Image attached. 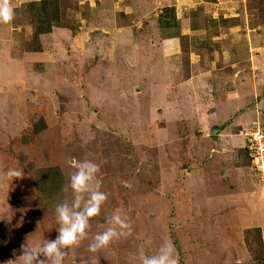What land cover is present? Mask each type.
<instances>
[{"label": "rangeland", "instance_id": "374dc122", "mask_svg": "<svg viewBox=\"0 0 264 264\" xmlns=\"http://www.w3.org/2000/svg\"><path fill=\"white\" fill-rule=\"evenodd\" d=\"M33 1L11 0L0 24V264L58 235L36 169L59 166L65 186L85 158L108 199L63 264H138L164 241L179 264H264V189L241 133L264 128V0H59L60 26L38 37ZM166 6L178 26L160 28ZM114 213L130 235L89 252Z\"/></svg>", "mask_w": 264, "mask_h": 264}, {"label": "clouds", "instance_id": "9594fccd", "mask_svg": "<svg viewBox=\"0 0 264 264\" xmlns=\"http://www.w3.org/2000/svg\"><path fill=\"white\" fill-rule=\"evenodd\" d=\"M13 19L14 9L11 0H0V24H10ZM247 145L248 139L246 148ZM73 167L75 170L70 174L68 183L63 188L66 193L69 189L71 190L72 200L65 199L55 208L59 224L58 235L55 239L46 240L42 246L35 249L29 250L22 245V255L17 259H22L23 264H63L64 257L67 255L66 250L78 247L88 238L87 230L90 227V221L101 214L102 205L108 196L101 191L102 184L98 178L100 166L85 158L74 162ZM7 175L9 178H18L20 172L9 169ZM106 223L109 226L103 232L97 233L89 243V252L96 253L109 246L114 240L127 237L132 231L126 218L119 213L107 216ZM137 262L138 264H179L174 246L167 241L162 242L159 248L150 255L146 254L144 246L141 245L137 253ZM7 264H13V261L10 260ZM81 264H84V261H81Z\"/></svg>", "mask_w": 264, "mask_h": 264}, {"label": "trees", "instance_id": "16d2710c", "mask_svg": "<svg viewBox=\"0 0 264 264\" xmlns=\"http://www.w3.org/2000/svg\"><path fill=\"white\" fill-rule=\"evenodd\" d=\"M60 8L61 7H59V0H40L39 3H36L34 1L31 2L30 10L33 11L36 19L35 37H38L43 33L52 32L54 26H60ZM158 22L160 28H173L178 26L175 7H163V9L160 10ZM45 126V119L41 117L35 122L34 132L37 133L43 131ZM247 150L248 148L245 147L246 154ZM21 161H23V158H21ZM29 165L31 167L35 166L33 162H30ZM35 186L38 196L40 197V202L43 204H49L52 207H56L58 203L62 202L65 199H68L65 198V192L63 191L64 174L59 166L50 164L45 167L37 168L35 176ZM68 200L71 201L70 199ZM257 237L259 239V242L262 244L263 237L261 235L260 228H257L255 230V237L253 236L250 229L246 231V241L250 246L253 245L254 239ZM2 252H6V249H4V247H2Z\"/></svg>", "mask_w": 264, "mask_h": 264}, {"label": "built area", "instance_id": "2783aa9c", "mask_svg": "<svg viewBox=\"0 0 264 264\" xmlns=\"http://www.w3.org/2000/svg\"><path fill=\"white\" fill-rule=\"evenodd\" d=\"M248 139V156L255 173L264 189V128L262 125L243 132Z\"/></svg>", "mask_w": 264, "mask_h": 264}, {"label": "water", "instance_id": "95a60500", "mask_svg": "<svg viewBox=\"0 0 264 264\" xmlns=\"http://www.w3.org/2000/svg\"><path fill=\"white\" fill-rule=\"evenodd\" d=\"M229 124L230 122H224L214 125L211 129V135H219L223 130H225L228 127ZM6 247L8 248L9 245H6Z\"/></svg>", "mask_w": 264, "mask_h": 264}, {"label": "crops", "instance_id": "0c3cea01", "mask_svg": "<svg viewBox=\"0 0 264 264\" xmlns=\"http://www.w3.org/2000/svg\"><path fill=\"white\" fill-rule=\"evenodd\" d=\"M147 1H150V0H147ZM132 4V0L130 1V5ZM115 5H118L119 6V8H124V2L122 3V4H115ZM129 5V6H130ZM125 8H128V4L126 5V7ZM126 12L128 13V12H132V8H131V6H130V8L129 9H126ZM166 40H169V38H167Z\"/></svg>", "mask_w": 264, "mask_h": 264}]
</instances>
